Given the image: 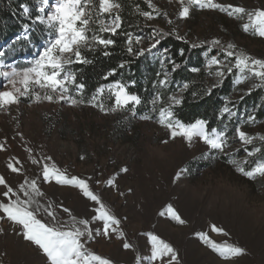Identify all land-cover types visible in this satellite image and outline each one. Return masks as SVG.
Here are the masks:
<instances>
[{
	"label": "rangeland",
	"instance_id": "1",
	"mask_svg": "<svg viewBox=\"0 0 264 264\" xmlns=\"http://www.w3.org/2000/svg\"><path fill=\"white\" fill-rule=\"evenodd\" d=\"M138 1L146 6V11H151L146 0ZM52 2L54 0H50ZM216 2L241 6L246 10L264 9V0ZM95 3L98 5V0ZM152 3L161 15L150 21L140 15L142 27L147 30L131 28L133 38L143 37L139 44L133 39L134 50L150 47L153 30L171 32L175 28L189 44L220 39L225 45L234 43L238 51L264 59V38L242 30L246 18L229 17L218 10H192L189 19L180 20L178 0H152ZM38 6L39 0H34L33 11L36 14ZM117 11L122 14L121 9ZM165 12L166 17L163 15ZM168 19L174 23L169 25ZM38 26L40 28H29L27 34L24 28L0 43V51L6 53L2 58L6 63L23 66L38 54L41 50L39 45L47 34L42 31L43 26ZM93 30L101 35L98 25L94 24ZM33 31L39 35L34 46L30 40ZM21 40L27 44L18 43ZM212 55L224 59L220 52L208 50L202 54L211 84L220 80L214 75L215 67H207ZM148 57L149 65L158 63L164 70L165 50L152 49ZM253 83L256 81L238 85L234 76V92L226 100L227 105L254 91L260 92L262 97L254 109H232L236 116L227 115L225 124L217 128L227 125L230 147L224 154L213 152L201 141L194 142L191 147L182 138L163 143L169 133L156 122L158 113H149L154 119L143 121L127 111L105 115L90 106L70 107L46 101L29 105L24 101L18 108L13 105L7 112L0 111V143L4 144V149L0 150V175L5 176L10 186L17 188L26 177L39 176L40 168L32 163L33 158L51 157L48 162L66 169L69 175L91 177L93 190L121 220V229L127 241L134 246L133 249H123V241L115 236L111 240L98 239L93 250L111 259L113 264H136L137 256L142 258V264H148L144 258L150 254V244L142 235L147 232H153L173 245L182 264H264V177L254 180L244 177L228 162L232 158L251 161L253 163L244 164L250 170L259 159L260 154L247 156L245 146L234 133L235 127L240 126L251 136H264V88H252ZM104 95L108 96L107 90ZM173 96L179 99L178 95ZM257 111L263 114L262 118H258ZM250 116H256L254 123L246 122ZM255 146L264 148V142L254 140L253 145L246 147L251 151ZM204 153L216 158L200 159ZM10 160L20 161L14 164L21 169L20 173H12L8 169ZM186 166L190 171L180 180H175L176 173ZM125 167L129 169L126 173L121 171ZM110 179L115 181V186L107 184ZM97 180L102 183L96 184ZM43 188L48 198L63 203L78 217L92 215L91 202L78 189L54 183L45 184ZM2 191L4 189L0 186ZM168 204L178 210L186 221L184 225L159 215ZM61 215L66 216L62 212ZM213 224L223 228L228 235L212 232ZM198 232L207 233L218 244L227 242L240 246L245 249V254L223 260L198 239ZM0 264H46V257L5 222L3 232H0Z\"/></svg>",
	"mask_w": 264,
	"mask_h": 264
},
{
	"label": "snow or ice",
	"instance_id": "2",
	"mask_svg": "<svg viewBox=\"0 0 264 264\" xmlns=\"http://www.w3.org/2000/svg\"><path fill=\"white\" fill-rule=\"evenodd\" d=\"M181 9L178 19L186 20L191 16L192 10H218L226 13L229 17L246 21L242 25L245 33L251 32L253 35L264 38V9L246 10L241 6L224 5L216 0H178ZM151 11H140V15L147 20L156 19L161 15L160 10L146 0ZM24 14L32 19L33 23L43 26L42 31H46L44 41L38 54L26 65L18 66L6 63L2 58L6 55L0 51V111L7 112L11 106L17 108L22 102L27 101L29 105L41 102L64 103L70 107L90 106L98 109L107 115L117 111L130 112L133 117H137V106L143 101L139 95L128 91L127 86L121 82L109 85H102L88 99H85L83 90L85 85L78 81L77 74L70 70L74 63H91L83 54L81 49L92 50L94 46L100 45L105 49L115 45L113 39L104 38L93 30V25H98V32L117 34L121 28L122 18L118 11L122 5L118 0H39L36 9L37 14L33 17L28 5H21ZM155 13V15H154ZM166 17L167 13H163ZM103 17V19H101ZM169 25L174 22L167 20ZM25 33L29 31V26L25 25ZM127 52L134 53L132 47L133 39L139 44L143 37L135 36L131 33L125 34ZM164 35H175L178 40L187 43L185 36L178 34L175 28L171 32L163 33L153 30V43L148 49L135 51L136 56H143L145 52H151L160 43L159 37ZM25 39L28 36L25 35ZM204 41L193 42L192 48L202 47ZM209 51L218 49L224 59H219L212 55L207 61V67H215L214 75L222 80L226 74H235L236 83L239 85L248 81H256L252 88H264V59L256 58L244 51H238L234 43H222L220 39H212L207 42ZM183 54V49L180 50ZM109 55L108 51L103 53ZM163 62V61H162ZM121 67L124 65L121 64ZM176 65H174L175 67ZM193 72L199 69L193 68ZM110 72L108 75H113ZM213 74V73H210ZM107 77H105L106 79ZM161 87L168 84L167 74L159 81ZM188 87L187 84L184 85ZM107 90L108 96L105 97ZM163 100L162 95L156 94L151 99V112H158L156 122L168 133V139L163 143L175 141L182 138L191 147L194 142L201 141L207 145L208 149L217 154H224L230 147V140L227 134V125L222 129L211 128L203 119L194 122H183L176 118L174 106L179 105L181 100L175 96L168 97V106L157 104ZM107 101V103H106ZM222 114L230 117L236 116V112L231 107L225 106ZM143 121H152L153 115L145 112L138 117ZM247 123H254L255 117H249ZM235 137H238L248 157L259 155L254 166L247 170L245 163L251 161H241L239 159H229V163L235 166L238 173L249 179L264 177V148L255 146L249 151L246 146L253 145L254 140L264 142V136L254 137L241 130L240 126L234 129ZM4 149V144L0 143V150ZM208 153L201 155L200 159H215ZM81 159H84L81 156ZM51 157L32 159L34 165H39L40 172L36 178H25L17 188H13L7 182L5 176L0 175V186L4 191L0 192V232H3V223H7L12 231L21 235L23 239L35 246L46 257V264H113V261L93 250V245L98 239L123 241L122 247L125 250L133 249V244L127 241L125 232L121 229V220L102 201L91 186V177L81 178L76 175H69L66 169H61L55 163H49ZM19 160L9 161L8 169L12 173H20L21 169L14 166L19 164ZM126 173L128 168L121 169ZM190 171V167L181 168L175 175V180H180L182 176ZM70 186L78 189L84 198L91 202L90 217H78L63 203L53 201L48 198L44 191L45 184ZM96 184L102 183L95 181ZM109 186H115V181H107ZM61 212L66 216L61 215ZM161 217H167L179 225H184L186 221L181 218L178 210L173 205L168 204L159 213ZM212 232L227 236L223 228L211 225ZM150 244V254L144 259L148 264H182L177 249L153 232L142 233ZM198 239L209 247L223 260H231L245 254V249L231 243L218 244L211 240L207 233H196ZM136 264H142V258L137 256Z\"/></svg>",
	"mask_w": 264,
	"mask_h": 264
},
{
	"label": "trees",
	"instance_id": "3",
	"mask_svg": "<svg viewBox=\"0 0 264 264\" xmlns=\"http://www.w3.org/2000/svg\"><path fill=\"white\" fill-rule=\"evenodd\" d=\"M34 0H0V43H4L25 25L29 28H40L38 24L33 23L32 19L27 17L21 5H28L33 11ZM122 5L120 16L122 18L121 28L117 30L116 35L111 33H100L102 37L113 39L116 43L105 49L103 46L96 45L92 50L82 48V54L91 61V63H74L71 65V71L75 72L78 81L85 85L83 95L85 99L90 98L102 85H109L115 82H121L127 86L130 93L139 95L143 103L137 106V117L151 112V99L156 94H160L163 100L157 104L168 106V97L178 95L181 103L174 106L176 118L183 122H194L197 119H203L207 122L209 129L220 128L225 124L227 114H222V109L227 105L226 100L231 96L234 88L233 79L235 74H226L222 80L215 83L208 82L205 63L202 54L209 50V44L204 43L202 47L192 48L188 42L178 40L175 35H164L159 37L160 43L156 48L165 50L167 59L165 60L164 70L158 63L153 65L149 61L150 52H145L143 56H136L127 52L126 33L131 32V28H142L140 11H146V6L138 0H118ZM147 30V29H145ZM149 31V30H148ZM39 32V31H38ZM156 32L169 33L170 31L156 30ZM37 32L30 33V40L33 46L37 44ZM39 36V35H38ZM37 38V39H36ZM18 43L25 44L24 40ZM29 43V42H28ZM27 44V43H26ZM183 49V54H181ZM30 51V49L28 50ZM108 51L110 54L105 56L103 53ZM211 52H220L218 49H212ZM221 53V52H220ZM222 54V53H221ZM223 56V55H222ZM124 66L121 67L120 65ZM174 65H176L174 67ZM199 69L193 72L192 69ZM113 75H108L113 72ZM165 74L169 78L166 87H161L159 81L164 79ZM105 77H107L105 79ZM188 87L185 88L184 85ZM262 94L258 91L251 92L240 101L227 106L237 111L254 109L258 106ZM258 118L263 114L257 111ZM256 117V116H255Z\"/></svg>",
	"mask_w": 264,
	"mask_h": 264
}]
</instances>
